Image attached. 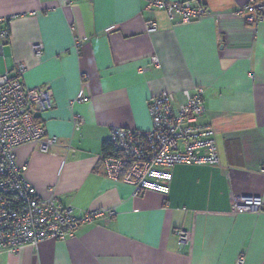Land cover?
I'll return each mask as SVG.
<instances>
[{"label":"crops","instance_id":"1","mask_svg":"<svg viewBox=\"0 0 264 264\" xmlns=\"http://www.w3.org/2000/svg\"><path fill=\"white\" fill-rule=\"evenodd\" d=\"M143 1L0 0V28L9 29L0 70L13 74L20 62L26 84L50 86L53 104L37 120L57 136L48 151L19 144L15 162L39 197L52 194L76 215L114 208L65 240L0 248V264H234L240 251L243 264H264V210L229 209L237 194L264 202V16L252 29L237 13L246 0H192L207 13L174 23L144 11ZM147 18L154 31L145 30ZM196 86L218 165L173 164L166 194L133 195L130 184L104 175L112 127L148 128L152 95L170 91L180 101ZM176 228L190 230L186 243Z\"/></svg>","mask_w":264,"mask_h":264},{"label":"built area","instance_id":"2","mask_svg":"<svg viewBox=\"0 0 264 264\" xmlns=\"http://www.w3.org/2000/svg\"><path fill=\"white\" fill-rule=\"evenodd\" d=\"M142 9L161 10L174 23L207 13L192 0H144ZM237 13L255 29L264 16V0H246ZM144 27L147 32L154 31L155 20L145 19ZM8 34L7 26L0 28V37L7 38ZM32 50L40 55L41 43H34ZM24 70L20 62L13 74L0 70V248L9 250L25 244L36 245L44 238L65 240L73 236L81 222L114 213L112 207H99L76 215L52 194L39 197L24 177L25 165L15 162V147L32 142L39 150L48 151L57 144V136L47 134L37 120L51 108L52 90L49 85L26 84ZM203 93L204 88L196 86L192 92L185 91L182 100L175 101L172 92L161 91L148 99V128L112 127L108 137L111 148L101 155L104 175L130 184L133 195L145 190L166 194L171 179L169 168L173 164L218 165L214 129L208 121L200 120L205 112ZM81 121L80 115H73L74 128ZM229 209L234 213L260 211L264 210V202L259 195L237 194L232 196ZM174 232L181 244L190 238L188 229L176 228ZM244 258L245 253L238 252L234 264H243Z\"/></svg>","mask_w":264,"mask_h":264},{"label":"trees","instance_id":"3","mask_svg":"<svg viewBox=\"0 0 264 264\" xmlns=\"http://www.w3.org/2000/svg\"><path fill=\"white\" fill-rule=\"evenodd\" d=\"M111 148V143L108 139V141L106 142H103V147H102V150H103V153H107Z\"/></svg>","mask_w":264,"mask_h":264},{"label":"water","instance_id":"4","mask_svg":"<svg viewBox=\"0 0 264 264\" xmlns=\"http://www.w3.org/2000/svg\"><path fill=\"white\" fill-rule=\"evenodd\" d=\"M0 54H2V52L0 51Z\"/></svg>","mask_w":264,"mask_h":264}]
</instances>
